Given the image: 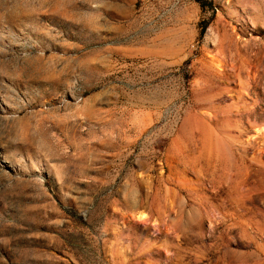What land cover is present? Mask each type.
<instances>
[{"label":"rangeland","instance_id":"374dc122","mask_svg":"<svg viewBox=\"0 0 264 264\" xmlns=\"http://www.w3.org/2000/svg\"><path fill=\"white\" fill-rule=\"evenodd\" d=\"M0 264H264V0H0Z\"/></svg>","mask_w":264,"mask_h":264}]
</instances>
